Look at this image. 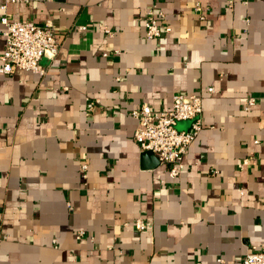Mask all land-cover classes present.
<instances>
[{
  "label": "crops",
  "instance_id": "obj_1",
  "mask_svg": "<svg viewBox=\"0 0 264 264\" xmlns=\"http://www.w3.org/2000/svg\"><path fill=\"white\" fill-rule=\"evenodd\" d=\"M150 10L170 27L156 40ZM2 14L51 19L60 48L43 75L0 73V264H240L264 252V0H0ZM178 92L202 97L203 127L171 178L143 161L131 113L169 110Z\"/></svg>",
  "mask_w": 264,
  "mask_h": 264
},
{
  "label": "built area",
  "instance_id": "obj_2",
  "mask_svg": "<svg viewBox=\"0 0 264 264\" xmlns=\"http://www.w3.org/2000/svg\"><path fill=\"white\" fill-rule=\"evenodd\" d=\"M21 1L30 3L40 0ZM5 8V5L1 6V10ZM143 20L147 40L159 39L163 32L170 31V27L163 23L162 12L150 10ZM0 23L5 27L4 49L0 55V73L8 75L17 69L43 75L45 72L40 65L41 59L54 58L60 48L52 20L48 19L42 25H38L31 21H13L6 14H2ZM207 91L212 93L213 89L209 88ZM255 101V97H250L246 108L254 105ZM93 103V101L88 103V111L92 110ZM131 115L136 120L132 138L139 149L152 152L161 164L168 166L171 178L178 177L184 168L183 157L203 127L202 97L174 93L169 110H154L143 103L132 111ZM184 120L190 121L189 129L178 131L177 122ZM250 159L242 160L238 166L247 165ZM82 169L85 170V166ZM134 226L137 231H143L146 228L140 218L135 220ZM82 234L83 232H78L77 238H80ZM219 261L221 262L220 259ZM240 264H264V252L252 249L244 256Z\"/></svg>",
  "mask_w": 264,
  "mask_h": 264
},
{
  "label": "water",
  "instance_id": "obj_3",
  "mask_svg": "<svg viewBox=\"0 0 264 264\" xmlns=\"http://www.w3.org/2000/svg\"><path fill=\"white\" fill-rule=\"evenodd\" d=\"M143 161H149L151 164H154L158 161L157 157L150 151H143L141 153Z\"/></svg>",
  "mask_w": 264,
  "mask_h": 264
}]
</instances>
